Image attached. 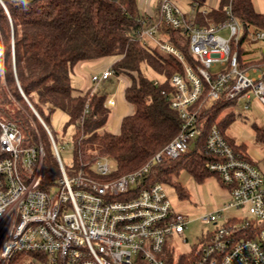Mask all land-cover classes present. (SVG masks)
I'll return each instance as SVG.
<instances>
[{"label": "built area", "instance_id": "2783aa9c", "mask_svg": "<svg viewBox=\"0 0 264 264\" xmlns=\"http://www.w3.org/2000/svg\"><path fill=\"white\" fill-rule=\"evenodd\" d=\"M22 1L27 0H14ZM180 2L159 0L158 16L142 35L182 65V72L170 80L174 89L170 106L183 124L179 134L140 169L111 179L115 163L99 156L89 168L74 162L68 171L53 134L18 86L54 147L58 174L47 171L41 136L31 143L19 124L0 109V264L29 253L44 257V261L37 258L39 264H182L180 257L193 251L196 245L177 257L174 247L169 250L167 239L182 238L190 220L172 210L163 184L141 183L164 159H177L194 147L202 135V125L197 124L201 104L196 109L195 105L207 90L208 104L225 99L235 104L234 109L240 102L245 108L251 101L264 106V65L242 67L237 52L232 53V44L238 46L243 34L232 0L224 8V21L205 26L194 21L199 3L190 4L187 17ZM0 4L12 30L9 9L4 0ZM161 26L182 29L195 63L160 39ZM225 29L228 36L221 34ZM0 39L4 64L1 34ZM263 39L264 32H256L249 40ZM11 57L14 61L13 37ZM113 75L110 67L91 80L104 83ZM107 104L112 107L115 100L111 97ZM206 149L218 159L209 163L208 170L229 189L230 200L222 210L200 216L201 223L212 229L198 243L199 257L192 264H264V174L234 151L217 126L207 135Z\"/></svg>", "mask_w": 264, "mask_h": 264}, {"label": "trees", "instance_id": "16d2710c", "mask_svg": "<svg viewBox=\"0 0 264 264\" xmlns=\"http://www.w3.org/2000/svg\"><path fill=\"white\" fill-rule=\"evenodd\" d=\"M199 3L194 14L197 25L219 23L226 19L225 6L230 0H220L217 8L207 7L209 0H186ZM12 17L11 30L7 16L0 4V34L5 46L4 64L0 60V109L17 122L31 143L38 135L48 138L44 127L21 95L18 86L40 117L44 109H59L67 117V126H74L72 135L75 162L87 167L99 156H106L115 165L110 178L132 173L147 164L180 132L183 120L171 108L170 98L174 89L171 77L182 72L181 63L173 56L165 57L156 48L143 41V31L154 24L153 18L141 14L138 0H4ZM233 12L243 26L238 46L232 44L242 67L264 65V53L257 60L243 64L247 53L246 42L253 33L264 32V13L256 10L253 0H232ZM201 9L208 12L204 15ZM159 37L169 41L189 61L194 62L189 38L182 29L161 26ZM13 35V36H12ZM12 37L15 46L14 61L11 57ZM1 40V39H0ZM114 58V75L125 79L126 102L134 107L132 114L122 118L119 133L107 128L111 116L109 96L95 91L75 88L72 75L75 66L84 61ZM145 63L164 77L157 82L142 72ZM5 80V84H4ZM208 89V88H207ZM207 92L195 105L201 104L197 114L202 135L194 147L177 159H164L154 166L142 181L143 187L156 183L171 184L180 198H189L188 190L180 182H172L181 169L187 170L200 182L216 176L208 170L212 161L218 160L207 152L206 138L217 126L236 153L255 164L245 143H236L227 134L235 122L234 103L225 99L205 103ZM258 139L264 142V127L256 128ZM49 139V138H48ZM45 169L58 174L53 155L46 154ZM221 182V181H220ZM198 245L180 257L182 264H192L199 257ZM15 256L10 264H39L44 257L25 254Z\"/></svg>", "mask_w": 264, "mask_h": 264}, {"label": "rangeland", "instance_id": "374dc122", "mask_svg": "<svg viewBox=\"0 0 264 264\" xmlns=\"http://www.w3.org/2000/svg\"><path fill=\"white\" fill-rule=\"evenodd\" d=\"M213 1V4H217V0ZM141 2L144 5L143 0H138L139 11L141 14H146V6L150 5L147 4L144 7L141 5ZM254 2L255 5H258H256V9L258 10L261 6L258 4V0H254ZM185 3H187L186 0H181L179 7L187 17H190L191 11L185 6ZM221 34L228 36V30H223ZM143 41L149 46L156 48L155 43L149 38L143 37ZM246 52L247 53L243 56L244 62L259 59L264 53V39L254 41L249 40ZM113 62L114 58L112 57L104 58L103 66H100L99 69H95L94 71H101V69L108 68ZM142 72L151 80L161 83L164 81L162 75L156 73L145 63L142 64ZM120 79L113 75L104 83H93L95 91L107 95L110 98L112 97L115 100L116 107H110L112 117L115 110H120L116 115L115 120L111 122L109 119L108 122V128L113 133L119 131L122 118L129 115L133 110L132 106L126 102L124 98V90L127 81L125 79ZM0 83L3 84V78L0 80ZM234 113L236 119L233 125L227 130V134L236 143H245L252 153L261 157V161L258 162L257 165L259 170H262L264 173V142L259 141L258 133L256 131V128L264 127V106L259 102L251 101L249 108H245V102H240L234 109ZM112 117L110 116L111 119ZM41 118L53 134L61 160L66 169L70 171L71 166L75 162L72 142V135L75 132L74 126L66 127L68 117L59 109L54 111L44 109V115ZM38 121L43 125L39 119ZM43 142L46 154H51L55 158V150L51 141L48 138H44ZM172 182H180L189 192V198L182 199L173 185L163 184L164 191L172 205V210L175 213L184 215L190 220L182 238L176 239L169 237L167 239L169 250L174 247L176 250L174 256L177 257L178 255L187 252L192 246L197 245L204 234L212 229L211 225H203L199 218L202 214L213 212L215 209L222 210L230 200V192L216 176H210L203 182H200L185 169H181L179 174L173 177ZM184 238L187 239L186 243L182 241ZM22 256H24V254L19 256V260L23 258Z\"/></svg>", "mask_w": 264, "mask_h": 264}, {"label": "crops", "instance_id": "0c3cea01", "mask_svg": "<svg viewBox=\"0 0 264 264\" xmlns=\"http://www.w3.org/2000/svg\"><path fill=\"white\" fill-rule=\"evenodd\" d=\"M154 1V2H153ZM143 0L144 2V5L142 4L141 2V5H143L145 7V5H150V6H146V15L147 17H150V18H153V20H155L158 16V1L159 0ZM219 2L220 0H217V4H213L214 1L213 0H209L207 2V7H211V8H217L218 5H219ZM254 2V0H253ZM257 2V1H256ZM258 4L261 6L257 11L261 12V13H264V0H258ZM254 5H255V2H254ZM257 5V4H256ZM256 5H255V8H256ZM185 6H187L188 8L190 7V4L189 3H185ZM258 6V5H257ZM103 61L104 59H97V60H91V61H84V62H80L78 63L75 68H74V73L72 75V82L73 84L75 85V88H79L80 91L82 92H86L87 90H89L90 88L94 87V84L91 80L92 76L94 74H97L101 71H104L110 67H112V65L110 67H106L104 69H101V71H94L95 69H99L100 66L102 67L103 65ZM106 65V64H105ZM119 79L121 77H118ZM123 79V78H121ZM120 79V80H121ZM128 84V82H127ZM126 84V85H127ZM130 104V103H129ZM116 105V104H115ZM114 105V107H116ZM131 105V104H130ZM132 106V111L130 114H132L134 112V107L133 105ZM120 112V110H115L114 111V114H113V117L112 119L110 118V121H114L115 118H116V115ZM107 128H108V124H107ZM109 129V128H108ZM119 131H120V127H119ZM119 131L117 133H119ZM249 156L253 159V161L255 162V165L257 166L258 168V162L261 161V157L255 155L254 153H252L250 150H249ZM259 169V168H258ZM261 172L263 173V171L261 170ZM264 174V173H263ZM230 199V198H229ZM216 210V209H215ZM214 210V211H215Z\"/></svg>", "mask_w": 264, "mask_h": 264}]
</instances>
